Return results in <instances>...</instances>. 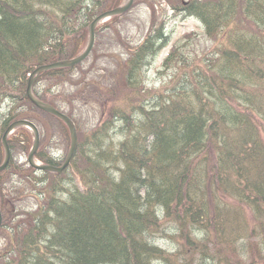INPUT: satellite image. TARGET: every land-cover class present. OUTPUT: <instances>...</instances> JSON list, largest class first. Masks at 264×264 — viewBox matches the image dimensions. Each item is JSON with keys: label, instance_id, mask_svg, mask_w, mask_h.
Instances as JSON below:
<instances>
[{"label": "trees", "instance_id": "1", "mask_svg": "<svg viewBox=\"0 0 264 264\" xmlns=\"http://www.w3.org/2000/svg\"><path fill=\"white\" fill-rule=\"evenodd\" d=\"M123 1L0 0V96L11 98L0 103V165L14 121L63 126L29 101V74L80 54L90 23ZM145 1L143 36L125 31L130 13L116 16L84 64L41 75L49 86L35 94L75 121L79 148L64 173L37 172L21 161L30 130L9 138L0 264H264V0ZM156 3L174 14L158 21ZM177 16L203 33L158 64ZM29 188L41 204L27 205ZM166 228L172 250L152 243Z\"/></svg>", "mask_w": 264, "mask_h": 264}, {"label": "rangeland", "instance_id": "2", "mask_svg": "<svg viewBox=\"0 0 264 264\" xmlns=\"http://www.w3.org/2000/svg\"><path fill=\"white\" fill-rule=\"evenodd\" d=\"M128 1L129 0L127 1L124 0L123 3ZM156 4H158V8L155 9V11L157 12V16L159 17L158 21L163 20L162 15H165V13H168L169 16L174 14V11L171 10V6L169 7L167 6L166 8L159 5V3ZM147 5L148 3L145 0H140L138 2H135L134 7L130 12V19L128 20L127 29L125 31L132 35V37L130 38L133 40L135 39L136 34L139 36H143L146 33L149 25H151L152 23L151 13L149 15V12L151 11H149ZM168 24H169V29L173 32L174 35L172 38V42L176 41L178 38H180L181 36L183 37L185 34L188 33H199V34L203 33L202 25L200 21L197 20V18L195 17H182V16L170 17L169 23H167V25ZM173 45L174 43H172L165 51H163L160 54L158 61L156 63L161 64L166 53L169 51V48H171ZM81 46H83V51H84L86 46L85 45H81ZM151 74H153L151 77L152 80L158 78L154 69L151 70ZM46 82L47 81H45L44 83ZM46 86H48V84H46ZM64 127L57 125L53 120L51 124L48 123L46 124L45 126L46 136L42 138V143L39 150L42 154H45L48 157H51L54 154H56L60 158H64L66 156L64 150L61 149H65L67 153L69 145L65 141V137L69 136V132L68 129ZM27 195L30 196L32 199H35V201L30 200L31 202H29L27 205L32 206L35 204L38 205L41 204V202L39 203V196L36 193H34L32 189L30 188L28 189ZM23 206L25 207L26 204ZM166 229L168 233L171 232L169 228ZM5 242L6 239L4 238V236L0 235L1 248H4L3 245L5 244ZM172 243L173 241L167 238L166 236H161L156 240V244L164 249L172 250L173 249Z\"/></svg>", "mask_w": 264, "mask_h": 264}, {"label": "water", "instance_id": "3", "mask_svg": "<svg viewBox=\"0 0 264 264\" xmlns=\"http://www.w3.org/2000/svg\"><path fill=\"white\" fill-rule=\"evenodd\" d=\"M133 1L134 0H130L128 2V4H126L122 7H118V8H115L113 10L106 11V12L102 13L101 15H99L93 21V23L90 26V43H89L86 51L81 56H79L75 59H72L70 61L56 62V63L50 64V65L41 66L33 72L32 76L30 78L28 88H27V95H28L29 99L36 106L41 108L42 110H44L48 113H51L53 115H56L57 117L63 119L68 124V126L71 130L72 144H71V149H70V152H69V155H68V158H67L65 164L62 167L57 168V167H53V166H49V165H39L38 163H36L35 154H36V152L39 148V145H40L39 130L32 122L27 121V120H20V121H17V122H14L13 124H11L4 134L3 144H4V147L6 150V158H5L4 163L0 166V172L4 171L8 167L9 162H10V158H11V150H10V147L8 145V137L12 133V131H14L16 128L21 127V126L30 127L33 129V131L35 133V144H34L33 149L29 155V162H30L31 166H33L39 170L62 172L69 165V163L71 162V160L75 154V151L77 149V131H76V128H75L73 122L70 120V118L67 115L61 113L60 111H58L57 109H55L51 105L42 102L41 100H39L38 98H36L34 96L33 91H32V87H33V83L35 81V76L39 75L43 71H48V70L62 68V67H70V66H74V65L84 61L90 55V53L93 49V46L95 43V37H96L95 32H96L97 26L100 23H103V22L111 19L114 16L123 14L126 11H128L129 8L131 7V5L133 4ZM1 223H2V213L0 210V225H1Z\"/></svg>", "mask_w": 264, "mask_h": 264}, {"label": "bare ground", "instance_id": "4", "mask_svg": "<svg viewBox=\"0 0 264 264\" xmlns=\"http://www.w3.org/2000/svg\"><path fill=\"white\" fill-rule=\"evenodd\" d=\"M21 6V8H25V4L23 3V2H18ZM196 18V17H195ZM0 19H1V17H0ZM197 20H199V19H197ZM200 21V20H199ZM200 23H201V25H202V28L204 27V25H203V23L200 21ZM165 32H166V35H167V33L168 32H170V29H168V28H166V30H165ZM168 36H170V35H168ZM167 36V37H168ZM0 72H3V71H0ZM18 72H15L14 73V75H16ZM11 100V98H9L8 96H0V103H8L9 101ZM117 167H119V164L117 163V162H113L112 164H111V168H110V170L111 171H115L116 170V168ZM171 231V230H170ZM171 233V232H170ZM167 234H169L168 232H167V229H166V233H163L162 235H160V236H158L157 238H154L153 239V241H152V243H154L155 244V246H158L157 244H156V240L159 238V237H161V236H166L167 238H169L168 236H167ZM170 239V238H169ZM171 240V239H170ZM173 244V243H172ZM158 247H160V246H158ZM174 247V246H173ZM160 248H162V247H160ZM162 249H164V248H162Z\"/></svg>", "mask_w": 264, "mask_h": 264}]
</instances>
